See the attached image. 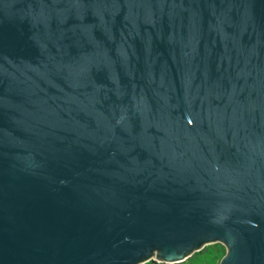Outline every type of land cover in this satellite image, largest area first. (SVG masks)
Returning <instances> with one entry per match:
<instances>
[{
	"label": "water",
	"instance_id": "95a60500",
	"mask_svg": "<svg viewBox=\"0 0 264 264\" xmlns=\"http://www.w3.org/2000/svg\"><path fill=\"white\" fill-rule=\"evenodd\" d=\"M264 264V0H0V264Z\"/></svg>",
	"mask_w": 264,
	"mask_h": 264
},
{
	"label": "trees",
	"instance_id": "16d2710c",
	"mask_svg": "<svg viewBox=\"0 0 264 264\" xmlns=\"http://www.w3.org/2000/svg\"><path fill=\"white\" fill-rule=\"evenodd\" d=\"M225 255V250L220 244L206 246L199 253H194L189 257L184 264H219L222 257ZM145 264H162L149 261Z\"/></svg>",
	"mask_w": 264,
	"mask_h": 264
},
{
	"label": "rangeland",
	"instance_id": "374dc122",
	"mask_svg": "<svg viewBox=\"0 0 264 264\" xmlns=\"http://www.w3.org/2000/svg\"><path fill=\"white\" fill-rule=\"evenodd\" d=\"M216 244H220V243H216ZM212 245H213V244H212ZM220 245H222V244H220ZM208 246H211V245H208ZM222 246H223V245H222ZM205 247H206V246H205ZM205 247H204V248H205ZM223 248H224V250H225V252H226V249H225V247H224V246H223ZM196 253H199V251H198V252H196ZM185 261H186V260H185ZM185 261H184V262H185ZM184 262H182L181 264H184Z\"/></svg>",
	"mask_w": 264,
	"mask_h": 264
}]
</instances>
